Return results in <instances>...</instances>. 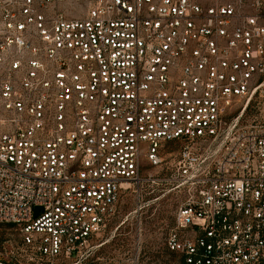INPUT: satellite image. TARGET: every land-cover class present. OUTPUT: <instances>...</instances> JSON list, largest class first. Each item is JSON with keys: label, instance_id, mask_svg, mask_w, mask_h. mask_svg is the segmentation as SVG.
Returning a JSON list of instances; mask_svg holds the SVG:
<instances>
[{"label": "built area", "instance_id": "2783aa9c", "mask_svg": "<svg viewBox=\"0 0 264 264\" xmlns=\"http://www.w3.org/2000/svg\"><path fill=\"white\" fill-rule=\"evenodd\" d=\"M257 101L264 0H0V223L20 240L0 264H87L169 143L166 250L264 264Z\"/></svg>", "mask_w": 264, "mask_h": 264}, {"label": "rangeland", "instance_id": "374dc122", "mask_svg": "<svg viewBox=\"0 0 264 264\" xmlns=\"http://www.w3.org/2000/svg\"><path fill=\"white\" fill-rule=\"evenodd\" d=\"M240 124H264V101L249 106ZM178 149V143H169L164 147L167 165L144 166L142 181L134 191L122 195L117 215L93 243L97 248L87 264H128L133 255H138L139 264H180L165 248L175 210L184 199L183 192L177 193L164 182L173 167L172 151ZM17 247H20L17 230L0 223V257L10 258L13 253L18 258Z\"/></svg>", "mask_w": 264, "mask_h": 264}, {"label": "trees", "instance_id": "16d2710c", "mask_svg": "<svg viewBox=\"0 0 264 264\" xmlns=\"http://www.w3.org/2000/svg\"><path fill=\"white\" fill-rule=\"evenodd\" d=\"M7 225H9V224H7ZM10 226H12V225H10Z\"/></svg>", "mask_w": 264, "mask_h": 264}, {"label": "water", "instance_id": "95a60500", "mask_svg": "<svg viewBox=\"0 0 264 264\" xmlns=\"http://www.w3.org/2000/svg\"><path fill=\"white\" fill-rule=\"evenodd\" d=\"M37 209V208H36Z\"/></svg>", "mask_w": 264, "mask_h": 264}]
</instances>
